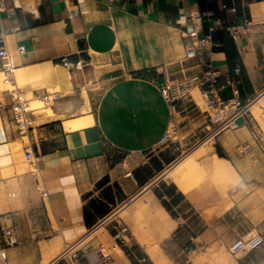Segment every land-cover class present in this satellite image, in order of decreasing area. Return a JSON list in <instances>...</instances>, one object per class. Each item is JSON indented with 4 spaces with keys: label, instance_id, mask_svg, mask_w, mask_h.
I'll list each match as a JSON object with an SVG mask.
<instances>
[{
    "label": "crops",
    "instance_id": "obj_1",
    "mask_svg": "<svg viewBox=\"0 0 264 264\" xmlns=\"http://www.w3.org/2000/svg\"><path fill=\"white\" fill-rule=\"evenodd\" d=\"M9 10L15 13L10 15ZM196 13L203 20L201 37L213 19L220 20L214 31H226V26L243 18L251 20L249 30L233 41L239 54L236 60H228L212 36L200 44L203 59L222 74L233 75V68L240 66L239 97L242 103L249 102L264 88V0H4L0 23L10 30L9 48L25 47L15 56L17 66L65 60L68 79H64V68L56 69L62 89L70 85L78 92L87 81L105 86L97 98L86 89L82 101H66V108L54 104L52 115L47 109L46 114L34 111L27 143L11 123L9 112L0 109L9 138L7 145L0 146V160H9L8 148L13 171L0 189V232L13 226L17 239L5 248L6 258H0V264H65L75 252H93L94 264H155L146 250L147 239L165 255L163 247L182 256L197 248H227L248 233L264 234V136L252 119L239 118L236 129L215 132L195 94L173 108L163 99L159 84L150 79L161 78L164 67L173 77H181V65L187 74L201 70L199 58L185 57L183 39V33L193 27L190 15ZM70 54L79 56L76 63L60 60ZM45 89L34 88L32 94L38 96ZM220 93L223 98L231 96L229 87ZM9 99L8 91H0V101L8 104ZM82 107H87L84 114ZM89 115L91 123L66 128L65 121ZM173 128L175 136L169 143L178 154L203 139L212 140V152L221 148L225 156L217 157L234 166L233 180L201 183L185 191L176 174L165 180L164 175L176 165L163 178L140 184L127 171L135 167L133 163L112 164L109 149L127 155L142 153ZM244 142L250 148L239 152ZM26 147L35 156L43 195L34 188L37 179L22 167ZM206 163L209 169L212 161ZM106 176L107 183L116 181L125 195L136 193L124 205L149 191L153 206L140 213L123 210L124 205L96 213L90 203L104 186L98 182ZM163 210L174 221L166 237L152 217ZM91 234L82 248L73 246L68 255L58 258L66 246ZM235 259L228 264H264V242Z\"/></svg>",
    "mask_w": 264,
    "mask_h": 264
},
{
    "label": "built area",
    "instance_id": "obj_2",
    "mask_svg": "<svg viewBox=\"0 0 264 264\" xmlns=\"http://www.w3.org/2000/svg\"><path fill=\"white\" fill-rule=\"evenodd\" d=\"M4 10V0H0V12ZM230 10L234 11V8ZM14 10H9L8 14H14ZM193 27L192 29L183 33L185 41V57L186 58H199V65L201 70L187 74L181 65V77H173L170 70L164 67L162 77L150 76V79L159 84V90L163 99L173 108H177L180 104L190 101L192 99L191 90L197 88L204 105L208 120L214 125V131L219 132L225 129H236L239 126L238 119L247 118V103H242L239 97V79L238 74L241 71L240 66L233 68V75L222 74L219 70L214 69L210 62L205 61L202 57V50L200 44L211 38L215 25L220 24L219 19H213L207 23V33L204 37L200 36V30L203 27L202 16L199 13L190 15ZM251 20L243 18L241 23L226 26V31L233 41L241 39L251 25ZM10 30L0 23V63L1 72L7 79H12L15 69L18 67L15 62V56L23 53L25 50L24 45L18 44L14 50L9 48L7 42V33ZM229 87L231 96L223 98L220 91L221 89ZM10 94L9 103L0 101V109L6 110L10 114V121L17 131L26 134L30 124V117L33 114V108L30 107L29 99L24 97L22 91L16 87L14 90H8ZM264 96V88L256 95ZM36 99L53 106L61 100L60 91H48L40 93L38 96L33 95ZM196 104V103H195ZM175 129L165 132L157 141L156 145L171 140L175 136ZM8 133L4 125H0V144L8 142ZM250 148L247 142L238 146L239 152H245ZM24 157L27 162L33 160L35 156L31 148L26 147ZM130 174V173H129ZM44 192V191H43ZM17 242L15 229L9 226L2 229L1 244H0V258L5 260V248ZM264 242V234L262 233H248L244 236L236 238L228 246L227 250L233 256H242L255 249H257ZM77 244H70L58 256L59 259L64 258ZM94 253L88 255H80L75 252L65 264H93Z\"/></svg>",
    "mask_w": 264,
    "mask_h": 264
},
{
    "label": "rangeland",
    "instance_id": "obj_3",
    "mask_svg": "<svg viewBox=\"0 0 264 264\" xmlns=\"http://www.w3.org/2000/svg\"><path fill=\"white\" fill-rule=\"evenodd\" d=\"M4 79H5V76L3 75L2 72H0V82L4 83ZM41 82L42 83L36 84L33 87H31L32 85L28 83L27 85H23L24 86L23 88L20 86L18 87L24 94V97L29 99V104H30V107L33 108V112L36 111L37 114H46V111H47L46 108H51L52 105L51 103L38 101L39 99L38 98L36 99L32 94V90L34 88L45 87L46 90L48 91H52L55 88L56 91H60L62 97H61V100L57 102L56 104L60 108L61 107L66 108V106H64L63 104L66 101H73V100L82 101L83 99L82 92L84 90L87 89L88 92H91L90 95L94 96V98H97L101 90L105 86V83H102L99 81H96V82L87 81L83 85H81L82 87L81 89H79L78 92L75 89H72L70 85L67 86L65 89H62L61 80H59L57 75H55L53 79L52 78L44 79ZM0 88H1L0 91H8V89L4 88V86L3 87L0 86ZM69 91L71 92L69 95H72V96L64 94ZM191 92L193 94H195L196 92L199 93L197 88L192 89ZM257 99L258 98H256L253 102H251L250 105L254 103ZM197 102L199 103V105L205 107L201 95H200V98L197 99ZM86 108L87 107H82L81 113L83 114L86 113L87 112ZM255 109H257L256 116L250 110H247V119H252L251 124H253L255 129H257L259 133L262 136H264V101L259 102L258 106H256ZM0 125H2L1 121H0ZM230 130H233V129H230ZM21 136L23 137L24 141L27 143L26 134L22 133ZM169 142L170 140L162 142L158 145H155L153 148L145 152L137 153V154L127 155L115 149H109L108 153L112 159V164L122 162V160L133 163V166L135 165V167H129L127 171L128 173H131V175L134 177L135 175H138L144 178L146 176H149V173H151L152 176L148 178L146 183H150L156 179L163 178L162 175L165 172H167L174 165H178V163H180L182 159H184L186 156L190 154L191 156H189L183 163L179 164L175 172L176 178L178 179V181L180 180L182 181V185L185 191H188L194 185H199L201 183H211L213 185H216L219 183L231 182L233 180L232 175L235 170L234 166L228 160L222 158L223 156H225V153L221 148H218L217 151L212 152L213 150H215L213 148L212 140L208 141V139L207 140L203 139L199 141L198 143L194 144L188 150H185L184 152L179 153V154L177 153V151L174 150V148ZM200 143L202 144L206 143V146H208L209 148L203 151L202 153L197 154L198 151L200 150L198 148L202 145V144L200 145ZM1 145L3 144H0V146ZM7 153L9 155V160L8 161L3 160V159L0 160V189H2L3 183L10 180V178L13 175L12 165H11L12 161L10 158L8 148H7ZM219 154L223 156L217 157ZM2 155H3V152L0 151V157ZM207 160L212 161L209 169H207V166H206L208 165L206 163ZM22 167L27 168L32 173V176L35 179H37L38 184L36 185L34 182V186H35L34 188L37 191V193L43 195V185L39 179V175L37 174L35 162L33 160L27 162L25 159L23 160ZM157 167H160V170H157ZM208 171L210 173L209 175L207 174ZM165 180H170V179L166 178ZM109 181H110L109 178H107L106 180H104L103 182L99 184V185H104V186L101 190L95 192V194L92 197V200L99 201L105 207V210L109 209V211H114L115 209L118 210L121 206L127 203L136 193L132 194V196L130 194H128L127 196L122 191H120L119 187H117L118 185L116 181H111L110 183H107ZM23 183L24 182L22 181L19 182L20 186ZM109 198L113 200L112 203L109 202ZM135 198L136 197H134V199ZM44 199L47 202L46 195L44 196ZM100 199H102L103 201L102 200L100 201ZM93 234L87 235L84 238L78 240L77 244L75 245V248H82V246H84V244H86L93 237L92 236ZM123 234L125 235V231L123 232ZM120 238L123 239V237H120ZM163 248L167 252L166 256L168 258L169 264H228L229 262L236 260L235 256L230 254L227 248H224V247L211 246L208 248H197L195 251H192L191 253L182 254V256H176V255L170 254L169 251L171 249L166 248V247H163ZM215 255L217 256L216 258H215ZM180 257L182 259L181 261L179 260ZM94 262H95V257L93 259V264Z\"/></svg>",
    "mask_w": 264,
    "mask_h": 264
},
{
    "label": "bare ground",
    "instance_id": "obj_4",
    "mask_svg": "<svg viewBox=\"0 0 264 264\" xmlns=\"http://www.w3.org/2000/svg\"><path fill=\"white\" fill-rule=\"evenodd\" d=\"M63 59H66L68 64L70 63V61L67 58H63ZM63 61H65V60H63ZM63 61H60L59 63H53V64L47 63V64H37V65H32V66H18L14 71V75H13L12 79H7L5 77L4 83L0 82V86H2V87L4 86V88H6L8 90L9 89L14 90V88L19 87V86L23 88L24 87L23 85H27V83H28V84L32 85L31 87H33L36 84L42 83L41 81L44 79L54 78L56 73H57L56 69H61V68L65 69L66 76L64 77V79L67 80L69 77V73L67 70V65ZM56 89H57V87H56ZM54 90H55V88H54ZM70 93L71 92L69 91V92H66L64 94L69 95ZM69 96H72V95H69ZM194 97L196 99H199L200 98L199 93L196 92ZM256 98H258V99L250 105V103L253 102ZM38 101H41V100H38ZM261 101H264L263 95H258L256 97H254L252 100L249 101V103H247V105H246L247 110H250L256 116V110L257 109H255V108H256V106H258L259 102H261ZM41 102H43V101H41ZM36 107H38V106H36ZM46 109L48 110V114L52 115L53 109L52 108H46ZM91 122H92V119H91V116L89 115L87 117H82L79 119L65 121L64 123H65V126L68 130H74V129H78L79 127H82L86 124H89ZM208 148L209 147L206 146V143L202 144L198 148L200 150L198 151L197 154L202 153L203 151L207 150ZM189 156H191V154L186 156L184 159H182L180 161V163H178V165H176L175 167L170 169L164 175V177L165 178H173L175 176V172H176L179 164L183 163ZM143 199L144 200L147 199L146 201L148 203H146V205H143V202H142ZM152 200H153L152 193L149 191H146L145 193L143 192V194H140L138 197L133 199L129 205H125L122 209L127 210V211H137L139 213H140V210L148 211L151 208L150 205L153 206ZM162 212H163L162 215L159 216V214H155L152 217H153L154 221H156L159 224V226H161V236H165V235H168L169 232L171 231V229L174 227V221L170 218V216L166 212H164V210ZM137 224H138V221H137ZM141 224L143 225V223H140V226H141ZM146 250H147L149 256L151 257V259L153 260V262L155 264H169L167 256L163 253V251L160 249L158 244H156L154 241H152V239H147ZM215 253H217V252H215ZM216 257L217 256L215 255V258ZM46 261H48V260H46ZM212 261H214V260H212Z\"/></svg>",
    "mask_w": 264,
    "mask_h": 264
},
{
    "label": "trees",
    "instance_id": "obj_5",
    "mask_svg": "<svg viewBox=\"0 0 264 264\" xmlns=\"http://www.w3.org/2000/svg\"><path fill=\"white\" fill-rule=\"evenodd\" d=\"M212 40L217 43L219 42L221 45L219 48H221L225 54H226V58L228 60H236L239 58V54L236 50V47L234 45V42L232 40V38L228 35L227 31H224V30H220V29H217L215 31L212 32ZM157 170H160V167H157ZM152 174L149 173V176H146V177H140L138 175H135V178L136 180L140 183V184H143L145 181L148 180L149 177H151ZM108 177H104L102 178L98 184H100L101 182H103L104 180H106ZM118 187V186H117ZM109 202H113L112 199L109 198ZM91 207H93V211H95L96 213H100V214H103V213H106L105 212V207L98 203V202H95V201H91ZM87 219H88V216H87Z\"/></svg>",
    "mask_w": 264,
    "mask_h": 264
},
{
    "label": "water",
    "instance_id": "obj_6",
    "mask_svg": "<svg viewBox=\"0 0 264 264\" xmlns=\"http://www.w3.org/2000/svg\"><path fill=\"white\" fill-rule=\"evenodd\" d=\"M63 58H67L69 61L76 63L79 56L77 54H70L68 56H61L60 60H62ZM219 156H221V155L219 154Z\"/></svg>",
    "mask_w": 264,
    "mask_h": 264
}]
</instances>
